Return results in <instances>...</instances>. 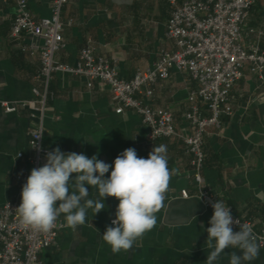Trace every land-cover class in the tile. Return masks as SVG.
<instances>
[{"label": "crops", "instance_id": "obj_1", "mask_svg": "<svg viewBox=\"0 0 264 264\" xmlns=\"http://www.w3.org/2000/svg\"><path fill=\"white\" fill-rule=\"evenodd\" d=\"M35 18L50 15L49 0H26ZM181 0H175L179 4ZM173 5L170 0H67L62 8L64 46L55 53L61 63L73 65L80 49L88 43L98 56H105L120 78L129 80L137 70L151 67L160 50L175 49L164 35ZM16 13L15 0H0V101L15 106L5 112L0 107V207L17 197L19 185L14 173L27 168L28 132L35 119L23 102L34 99L33 89L41 94V40L11 36ZM71 20L70 23H68ZM261 31V33H258ZM242 41L264 50V0H257L241 27ZM255 73L243 68V76L229 93L232 113L221 117L218 128L203 136L205 184L218 199L230 205L235 215L264 228V87ZM197 84L185 72L171 69L158 80L147 100L153 107L167 109L178 133H189L184 113L188 95ZM140 97V95H138ZM204 115L205 106L196 101ZM42 118V145L47 150L59 146L65 152H83L89 158L112 164L118 154L132 147L147 158L153 146H167L168 166L177 172L163 206L156 213L157 224L130 251L113 254L101 235L115 218L119 201L105 199L98 214L87 212L86 223L76 231L63 225L53 245L39 253V264H205L210 250L205 246L209 220L213 213L204 208L190 177L189 154L177 137L148 140V129L131 110L115 113L108 87L99 81L86 86L83 77L56 72L46 88ZM22 152L23 157L16 156ZM105 174V177L110 175ZM75 174H73L74 177ZM181 190L188 193L182 197ZM90 197L97 190L89 188ZM57 202V206H58ZM63 221L64 217L59 218ZM226 249L215 264H229ZM239 254V253H238ZM248 264H264V249Z\"/></svg>", "mask_w": 264, "mask_h": 264}, {"label": "built area", "instance_id": "obj_2", "mask_svg": "<svg viewBox=\"0 0 264 264\" xmlns=\"http://www.w3.org/2000/svg\"><path fill=\"white\" fill-rule=\"evenodd\" d=\"M256 1L181 0L175 4V0H170L173 7L164 35L174 41L175 49L160 50L151 67L137 70L131 79L125 80L118 76L107 57L95 54L90 41L80 49L75 64L55 59V53L64 46L61 12L67 0H49L50 15L38 19L30 12L26 0H15L11 36L27 35L41 40L39 47H31L39 52L37 78L44 87L41 94L33 89L38 97L23 102L31 110L35 122L28 132L30 154L25 157L27 168L14 173L20 196L31 169L42 166L45 153L49 151L41 141L46 88L52 75L61 72L83 77L87 87L93 81L105 84L115 105L114 112L119 114L131 110L138 114L148 129V140L179 138L190 157V177L197 188V196L204 208L213 213L211 202L217 201L218 197L205 184L202 175L205 157L203 136L208 128L220 126L221 117L232 113L229 93L243 76L245 65L261 79L264 87V50L255 44L246 46L241 33V27ZM171 69L187 73L197 84L188 95L189 108L183 115L189 127V133L185 135L175 130L172 114L167 109L153 107L147 100L153 93L154 84L168 77ZM197 100L205 106L207 115L197 106ZM0 107L5 112L15 111V106L7 101H0ZM16 156L22 158L23 153L17 152ZM180 194L188 196L185 190H181ZM20 203V199L13 197L5 200L0 207V264H39L40 251L55 243L64 225L59 219L56 227L48 233L26 229L20 224L15 210ZM226 205L241 224L252 227L260 249H264V228H258L253 221L235 215L232 207ZM233 230L238 231L239 227L233 225Z\"/></svg>", "mask_w": 264, "mask_h": 264}, {"label": "clouds", "instance_id": "obj_3", "mask_svg": "<svg viewBox=\"0 0 264 264\" xmlns=\"http://www.w3.org/2000/svg\"><path fill=\"white\" fill-rule=\"evenodd\" d=\"M168 159L164 144L153 146L147 158L129 147L112 164L95 154L89 158L83 152H65L57 146L45 153V163L31 169L22 186L21 203L15 209L20 224L33 232L48 233L63 216L64 226L76 231L86 223L89 209L98 214L105 208V199L114 197L119 201L115 218L101 237L113 254L130 251L157 224L156 213L177 172L169 168ZM89 188L97 190L95 198H89ZM211 207L210 227L205 229V246L210 252L205 264H215L229 248L239 250L228 254L229 264L257 259L260 244L252 227L234 218L220 199L211 202ZM233 225L239 230L234 231Z\"/></svg>", "mask_w": 264, "mask_h": 264}]
</instances>
